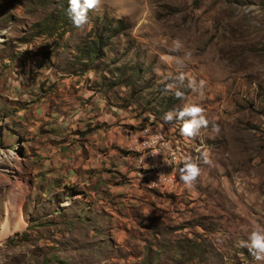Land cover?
<instances>
[{"label": "rangeland", "instance_id": "rangeland-1", "mask_svg": "<svg viewBox=\"0 0 264 264\" xmlns=\"http://www.w3.org/2000/svg\"><path fill=\"white\" fill-rule=\"evenodd\" d=\"M69 7V0H0V264L119 262L108 259L111 243L100 244L107 227L88 223L97 222L93 212L57 211L72 193L41 192L29 122L49 117L34 116L39 107H56L55 98L42 102L50 77L80 79L93 94L80 107L100 95L103 109L128 110L143 124L153 117L195 149L179 172L180 195L155 196L153 220L161 222L146 235L163 238L168 256L159 264H264V248L254 243L264 240V0ZM80 15L88 22L77 27ZM189 165L200 170L191 186L182 179ZM136 216L140 226L151 220Z\"/></svg>", "mask_w": 264, "mask_h": 264}, {"label": "crops", "instance_id": "crops-1", "mask_svg": "<svg viewBox=\"0 0 264 264\" xmlns=\"http://www.w3.org/2000/svg\"><path fill=\"white\" fill-rule=\"evenodd\" d=\"M79 80L67 77L57 83L55 77H50L47 87L51 89L42 102L50 105L49 100L55 98L56 107L41 106L33 114L49 115L45 117L44 124L41 119L29 122V132L35 131L38 136V151L33 159L41 161L38 173L34 171L45 185L41 192L49 194L51 191L70 196L72 193L71 197L65 195L66 200L72 202L59 200L58 197L53 199V202H63L57 210L60 214L71 213L78 208L93 212L97 222L91 218L88 223L104 230L107 227L109 237L100 238V244L111 243L107 250L111 262L159 264L158 259L168 256L167 248L161 244L163 238L157 236L155 239L154 235L151 240L146 235L161 222L159 219L153 220L157 203L155 196L163 193L180 195L179 172L181 166L187 163V158L191 160L195 149L193 146L187 149L185 140L181 138L176 139L174 145L171 129L165 126L167 130H164V125L158 124L153 117L143 124L128 110L115 107L103 109L105 104H101L100 95L89 105L80 107V98L93 94L91 91L87 94L86 89L79 87ZM33 81L37 82V91L41 78L37 77ZM29 83L28 80L23 81L25 98L22 99H26L27 93L31 94L26 91L30 87ZM53 84L55 87L51 86ZM138 124H141L139 128ZM41 125L44 126L42 130ZM45 130L51 137L49 140L43 137ZM154 130L164 131L168 136L164 150L169 157L163 158V165L169 167L170 171L161 174V181L153 183V189H149L146 184L149 173H144L140 164V160L144 163L147 158L135 152L134 146L141 136L153 135ZM180 162L182 164L178 165ZM68 202L70 206L65 207ZM135 211L141 212L145 218L151 213L149 224L140 226Z\"/></svg>", "mask_w": 264, "mask_h": 264}, {"label": "built area", "instance_id": "built-area-1", "mask_svg": "<svg viewBox=\"0 0 264 264\" xmlns=\"http://www.w3.org/2000/svg\"><path fill=\"white\" fill-rule=\"evenodd\" d=\"M156 131V130H155ZM180 139L174 137L173 144L175 145V140ZM156 144H164V142H158L155 139L147 138L146 136H141L134 146V151L144 155L147 160L140 164L144 170V173H149V181H146L147 187L153 189V183H158L161 181V174H167L170 168L163 165V157H169L166 155L156 154ZM155 162V164H154Z\"/></svg>", "mask_w": 264, "mask_h": 264}, {"label": "clouds", "instance_id": "clouds-1", "mask_svg": "<svg viewBox=\"0 0 264 264\" xmlns=\"http://www.w3.org/2000/svg\"><path fill=\"white\" fill-rule=\"evenodd\" d=\"M69 11H74L78 6H79V0H69ZM85 4L87 6V9H93L95 8L98 4H100V0H85ZM88 22V17L86 15H80L76 18H74L73 23L77 26V27H82L84 24H87ZM193 112H199L201 111L200 108H194L192 109ZM191 129H192V125H185V127L183 128V132L185 134H191ZM188 172L189 174L187 176L182 177L183 180H185L186 182H188L189 186H191V181L195 179L196 176L199 175V168H197L194 165H189L188 166ZM254 236L256 235L255 233L253 234ZM254 243L256 244V246L264 248V240L260 239L259 237H257L254 241Z\"/></svg>", "mask_w": 264, "mask_h": 264}, {"label": "bare ground", "instance_id": "bare-ground-1", "mask_svg": "<svg viewBox=\"0 0 264 264\" xmlns=\"http://www.w3.org/2000/svg\"><path fill=\"white\" fill-rule=\"evenodd\" d=\"M144 136H146L147 138H151V139H155L158 142H164V144H156V154L157 155H164V150L163 147H166L167 145V140L168 136L166 134H164L163 132H159V133H154L153 135H149V134H145ZM169 143V142H168ZM174 152V151H173ZM176 152V151H175ZM166 176V175H165ZM168 181V180H167ZM173 182V181H172ZM167 184V183H166ZM176 184V183H175ZM173 185V184H172ZM159 187V186H158ZM15 221L16 223L20 224L22 222L21 216L20 215H16L15 216ZM15 226V225H14ZM17 226V225H16ZM16 226L14 227V229L16 228ZM6 230L4 231V234H9L10 232H13L14 230H8L7 228H5ZM2 235V233H1ZM4 237H6L4 235Z\"/></svg>", "mask_w": 264, "mask_h": 264}, {"label": "trees", "instance_id": "trees-1", "mask_svg": "<svg viewBox=\"0 0 264 264\" xmlns=\"http://www.w3.org/2000/svg\"><path fill=\"white\" fill-rule=\"evenodd\" d=\"M47 34H49V35H50V34H51V35H54V31H52V30H48V31H47ZM99 51H100V50H99Z\"/></svg>", "mask_w": 264, "mask_h": 264}]
</instances>
